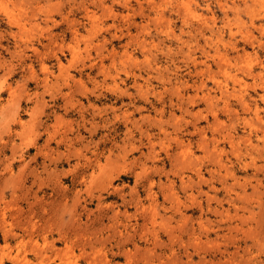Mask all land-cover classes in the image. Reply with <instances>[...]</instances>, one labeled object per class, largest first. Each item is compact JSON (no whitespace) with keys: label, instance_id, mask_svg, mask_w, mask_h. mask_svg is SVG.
Masks as SVG:
<instances>
[{"label":"rangeland","instance_id":"374dc122","mask_svg":"<svg viewBox=\"0 0 264 264\" xmlns=\"http://www.w3.org/2000/svg\"><path fill=\"white\" fill-rule=\"evenodd\" d=\"M256 263L264 0H0V264Z\"/></svg>","mask_w":264,"mask_h":264},{"label":"bare ground","instance_id":"6f19581e","mask_svg":"<svg viewBox=\"0 0 264 264\" xmlns=\"http://www.w3.org/2000/svg\"><path fill=\"white\" fill-rule=\"evenodd\" d=\"M188 2H190V1H188ZM220 3H221V2H220ZM194 16H196V15L194 14ZM244 102H245V101H244ZM250 106H251V105H250ZM256 106H257V105H256ZM248 108H249V107H248ZM249 109H250V108H249ZM252 110H253V109H252ZM254 110H255V108H254ZM257 117H258V116H257ZM258 118H259V117H258ZM261 120H262V119H261ZM261 120H260V122H261V124H263V123H262L263 121H261ZM6 236H7V235H6ZM7 237H8V236H7ZM39 250H40V249H39ZM39 250L37 251L38 253H40ZM41 250H42V249H41ZM41 250H40V251H41ZM43 250H44V249H43ZM43 250H42V251H43ZM42 251H41V253H42ZM44 251H45V250H44ZM41 253H40V255H43V254H44V253H43V254H41ZM40 255H38V257H40ZM44 257H45V255H43L42 258H44ZM46 257H48V255H46ZM36 258H37V257H36ZM18 260H19V259H18ZM15 261H16V260H15ZM22 261H23V260H22ZM22 261H20V262H22ZM25 262H27V261H25ZM28 262H29V260H28ZM28 262H27V263H28ZM14 263H15V262H14ZM18 263H19V261H18ZM254 263H255V262H254ZM260 263H261V262H260ZM256 264H257V263H256ZM263 264H264V263H263Z\"/></svg>","mask_w":264,"mask_h":264}]
</instances>
